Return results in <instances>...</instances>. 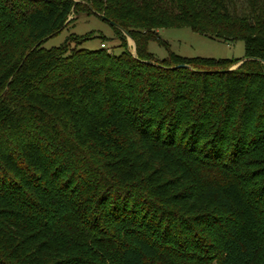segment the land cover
<instances>
[{
  "label": "trees",
  "instance_id": "16d2710c",
  "mask_svg": "<svg viewBox=\"0 0 264 264\" xmlns=\"http://www.w3.org/2000/svg\"><path fill=\"white\" fill-rule=\"evenodd\" d=\"M241 2L0 0V264H264V0ZM78 13L133 55L110 25L118 55L41 47ZM170 28L243 57L176 56Z\"/></svg>",
  "mask_w": 264,
  "mask_h": 264
},
{
  "label": "rangeland",
  "instance_id": "374dc122",
  "mask_svg": "<svg viewBox=\"0 0 264 264\" xmlns=\"http://www.w3.org/2000/svg\"><path fill=\"white\" fill-rule=\"evenodd\" d=\"M236 7L241 11V0H236ZM70 22L67 27L57 35L45 40L41 47L49 49L59 46L67 36L75 35L77 39H83L78 44H70V48L94 51L105 49L113 55H118L119 41L113 34L111 27L94 15L78 13L68 16ZM158 38L167 45L169 52L182 58H206V59H236L243 57V45L241 42H222L192 33L184 28H170L157 31ZM103 38V39H102ZM127 49L132 54V45L126 43ZM147 51L156 60L164 59L167 55L164 47L155 42L147 44ZM235 64L230 69H235ZM263 69H264V65Z\"/></svg>",
  "mask_w": 264,
  "mask_h": 264
},
{
  "label": "water",
  "instance_id": "95a60500",
  "mask_svg": "<svg viewBox=\"0 0 264 264\" xmlns=\"http://www.w3.org/2000/svg\"><path fill=\"white\" fill-rule=\"evenodd\" d=\"M99 18L102 19V20H105L102 16H99ZM109 25L112 26V27H114L116 30H118V31L121 33V35L124 37L126 43H129V44L132 45V41H131L130 37L128 36V34H127L125 31H123L120 27H118L117 25H115V24L112 23V22H109ZM131 55H133V45H132V54H131ZM245 60H254V61H258V62H260L262 65H264V62H263V61H260V60H257V59L250 58V59H243L242 61H245ZM143 63H144V64H148V65H153V63L148 62V61H144ZM240 63H241V61L238 63V65H239ZM238 65H237V66H238ZM237 66H236V67H237ZM177 67H179V68H186V66H184V65H178ZM229 70H232V68L229 69Z\"/></svg>",
  "mask_w": 264,
  "mask_h": 264
}]
</instances>
